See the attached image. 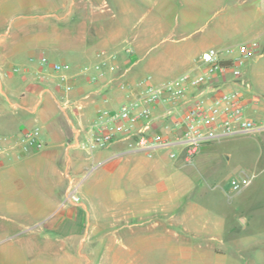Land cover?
Listing matches in <instances>:
<instances>
[{"label":"crops","instance_id":"obj_1","mask_svg":"<svg viewBox=\"0 0 264 264\" xmlns=\"http://www.w3.org/2000/svg\"><path fill=\"white\" fill-rule=\"evenodd\" d=\"M137 1L0 0V10H8L13 2L18 4L12 6L13 11H20L11 20L0 19V146L5 148L0 156V264L7 262L8 247L14 258L19 251L28 257L35 251L56 256L53 262L47 259L34 264H91L93 260L88 261L82 252L100 250L101 246L81 242L80 236L101 233L103 219L115 225L114 233L128 235L127 242H114L109 249L133 251L135 246L129 241L153 229L152 203L161 200L154 199L153 176L161 189L155 192L166 194V203L177 201L172 188L176 185L173 175H178L176 166H183L180 144L143 150L130 148L122 139L90 147L89 126L99 109L116 110L139 95V80L151 75L150 82L160 84L185 72L201 74L202 52L210 47L224 51L230 42L222 35L224 25L221 33L200 41L185 40L183 34L175 35L170 29V6L177 10L185 1L199 0H172L171 5L165 0H139L142 13L138 19ZM241 2V12L250 19L238 33L246 42L256 43V49H264V0ZM153 10L160 12L158 26L153 22ZM8 22L13 26L8 27ZM128 47L132 52L126 50ZM102 49L115 56L119 67L105 65L104 74L99 76L95 64L102 58ZM231 56L224 51L225 59ZM58 62L65 63V72L75 76L67 102L61 94L59 72L53 70ZM243 79L245 85L214 75L211 94L217 97L231 87L238 89L245 114L255 115L264 124V100L253 99L244 90L250 86L247 68ZM253 79L264 88V71L256 68ZM121 80L133 84L135 95L118 87ZM161 110V105L153 106L155 115ZM140 124L138 121L135 126ZM153 130L172 142L180 135L171 118L165 122L157 119ZM27 131L34 133L35 142L22 140ZM170 151H177V156L170 157ZM91 175L94 187L105 182L111 187L113 194L105 201H109L107 205L99 194L88 197L86 179ZM71 185L78 187L81 204L67 202ZM120 187L125 190H115ZM125 199L127 206L120 207ZM172 217L178 221L183 213ZM261 241L243 232L230 244L238 248L249 242L257 248ZM115 257L117 264H126L119 255ZM127 264H133L130 257Z\"/></svg>","mask_w":264,"mask_h":264},{"label":"rangeland","instance_id":"obj_2","mask_svg":"<svg viewBox=\"0 0 264 264\" xmlns=\"http://www.w3.org/2000/svg\"><path fill=\"white\" fill-rule=\"evenodd\" d=\"M165 1L172 4V0ZM199 1H185L177 10L170 6L167 21L175 35L183 34L185 40L190 41L208 40L214 33H221L224 25L222 31L225 32L222 35L230 42L229 48L246 42L238 31L245 28L250 17L241 12L240 9L244 6L241 0ZM13 5L18 4L10 2L8 10H0V19L11 20L13 15L20 12L13 11ZM141 5L142 2L138 0L135 11L137 19L142 13L138 10ZM151 13L153 22L158 26L160 12L153 10ZM11 24L12 22H8V27ZM257 50L263 53V57H253L248 65L246 63L243 66V71L248 69L250 83L244 90L253 99L264 100V88L253 79L256 68L264 71V49ZM251 64L258 67H252ZM250 118L263 124L255 115ZM179 161L183 166H176L178 175H173L176 185L172 188L177 201L166 203V194L155 192L161 189H158L157 178L153 176L151 188L153 194H157L153 196L154 199L157 197L161 200H153L152 203L153 229L148 233L142 232L137 240L129 241L135 246L133 251L116 252L109 249L114 242H127L128 237L123 231L121 235L114 233L115 225L111 224L110 219L101 221V233L87 232L80 236L81 242L101 246L100 250L89 249L82 252L88 261L93 260L91 264H117L116 255L126 264L128 257L133 264H264V131L255 135H236L204 141L191 160H187L185 153H182ZM161 171L165 173L163 169ZM241 174L253 175L252 182L246 187L234 188L230 180ZM92 178L93 175L86 179L90 187L88 197L97 198L96 194H99L103 205H107L109 201H105L113 194L111 187L106 182L94 187ZM115 190L125 189L120 187ZM127 203L128 200L125 199L119 205L123 207ZM182 213L183 219L177 221L172 217ZM243 232L261 239L260 245L256 248L249 242H244L238 248L233 247L230 240L240 237ZM6 254V264H34L47 259L53 262L56 258L47 251H35L32 257L19 251L14 258L10 247Z\"/></svg>","mask_w":264,"mask_h":264},{"label":"built area","instance_id":"obj_3","mask_svg":"<svg viewBox=\"0 0 264 264\" xmlns=\"http://www.w3.org/2000/svg\"><path fill=\"white\" fill-rule=\"evenodd\" d=\"M127 50L132 49L127 48ZM225 52L232 56L225 59L224 51L214 47L203 51L200 60L204 64V71L198 75L185 72L177 78L160 84L151 83L152 77L149 75L136 83L141 88L139 95L134 94L133 84L124 80L119 81L118 87L135 97L116 110H98L97 119L89 126L88 145L104 147L125 139L130 148L149 150L153 147H168L172 143H177L182 146L181 152L185 153L187 160H191L198 146L204 141L262 133L264 124L245 114L242 94L238 89L231 87L217 97L211 94L215 88L214 75L227 78L229 82L246 84L243 79V66L253 57L261 56L256 49V43L243 42L236 47L226 48ZM100 55L101 60L95 64L99 76L104 74L105 65H110L112 68L119 67L113 54L100 50ZM43 60L46 61L47 57H43ZM66 68L65 63L58 62L53 65V70L59 72V85L65 102L68 101L67 92L73 86L72 81L75 80V76L65 72ZM210 97L213 98L212 102H208ZM155 105L162 106L158 115L153 112ZM168 118H171L174 127L180 130L175 142L153 130L157 119L165 122ZM138 121H141V124L137 127L135 123ZM22 140L32 143L36 138L33 132L27 131L24 132ZM20 147L24 151L27 149L26 145ZM4 152L5 148L0 146V156ZM169 154L174 158L178 152L170 151ZM252 178L253 175L241 174L232 177L230 183L234 188L239 189L251 184ZM67 202L81 204L76 185L69 187Z\"/></svg>","mask_w":264,"mask_h":264}]
</instances>
